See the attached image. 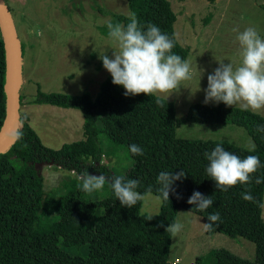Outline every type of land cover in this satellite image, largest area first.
<instances>
[{
    "label": "trees",
    "instance_id": "16d2710c",
    "mask_svg": "<svg viewBox=\"0 0 264 264\" xmlns=\"http://www.w3.org/2000/svg\"><path fill=\"white\" fill-rule=\"evenodd\" d=\"M126 1L142 28L148 24L159 27L173 38L172 52L187 60L190 49L176 38L177 15L169 0ZM114 17L117 23L126 25L130 16ZM7 75V50L0 24V131L8 113ZM124 91L112 83V77L102 83L95 99L90 94L44 93L38 88L33 103L83 112L84 139L59 150L51 149L43 144L29 120L20 116L19 125L0 152V264H174L170 260L173 234L165 232V228L176 223L181 210L194 207L187 203L193 192L212 196L209 209L192 212L204 223L209 213H219L220 220L207 234L214 235L224 228L232 236L255 244L253 260L221 248L212 252L213 264H264V218L260 206L264 203V182L255 183L257 177L264 179V132L257 131L264 127V117L221 102L215 106L194 104L186 118L179 120L173 102L156 94L125 96ZM23 102L20 96V105ZM186 122L242 127L256 148L247 150L227 141L178 138L177 129ZM17 131L22 133L21 139L15 138ZM101 135L105 136L104 144L110 142L127 149L133 164L125 175L115 174L105 163ZM133 144L143 149V155L129 152ZM217 145L241 159L248 155L259 157L261 167L252 175L250 184H238L226 192L216 190L215 182L205 172L209 163L205 153ZM39 164L60 167L78 176L88 172L138 180L137 190L144 193L151 187L153 195L157 194L160 172L175 174L183 170L186 177L173 185L175 192L170 193L169 201L162 202L160 213L149 217L141 213L142 202L132 208L121 207L109 185L105 186L109 196L100 200L90 199V194L81 189L67 193L62 200L46 196ZM243 192H250L253 201L242 199ZM98 210V221L86 226ZM196 264L211 263L202 257Z\"/></svg>",
    "mask_w": 264,
    "mask_h": 264
},
{
    "label": "rangeland",
    "instance_id": "374dc122",
    "mask_svg": "<svg viewBox=\"0 0 264 264\" xmlns=\"http://www.w3.org/2000/svg\"><path fill=\"white\" fill-rule=\"evenodd\" d=\"M177 15L174 25L178 42L190 49L187 61L191 66V79L181 81L172 93H156L175 104L176 117L186 118L194 104H205L207 77L219 63L241 64L239 32L253 27L264 38V0H169ZM24 49L19 116H25L43 144L59 150L66 144L84 139L85 119L78 109L49 104H36L38 88L44 93L68 95L90 94L94 99L102 83L109 77L99 57L112 58L116 45L108 38L107 24L117 23L114 15H131L126 0H4ZM209 102L206 105L215 106ZM231 108H241L234 105ZM252 111V110H250ZM264 117V108L252 111ZM177 137L190 140L227 141L247 150L256 145L247 131L236 125H211L186 122L177 129ZM104 135L100 136L101 140ZM103 141L104 161L117 175H125L133 160L127 149ZM104 144V145H103ZM44 177L46 196L62 200L67 193L80 190L81 181L76 173L60 167L39 164ZM105 186H108L106 184ZM89 195L100 200L110 194L106 188ZM149 197L142 202L141 213L153 217L160 213L162 201ZM181 210L176 223L182 229L172 236L170 260L179 264H196L206 258L213 264L212 252L225 248L235 255L253 260L255 244L232 236L223 228L214 235L204 230L203 219ZM98 210L86 226L94 225ZM264 218V207H263ZM37 233L39 231L37 230Z\"/></svg>",
    "mask_w": 264,
    "mask_h": 264
},
{
    "label": "clouds",
    "instance_id": "9594fccd",
    "mask_svg": "<svg viewBox=\"0 0 264 264\" xmlns=\"http://www.w3.org/2000/svg\"><path fill=\"white\" fill-rule=\"evenodd\" d=\"M107 29L108 38L118 50L112 51V58L104 54L99 59L110 73L112 83L125 90V96L172 93L181 81L192 78L190 63L172 52L173 38L156 25L148 24L146 29L142 28L135 13H132L126 25L109 22ZM236 39L239 42L241 64L236 67L230 62L219 63V67L207 77L204 103L214 101L229 107L239 105L243 110H260L264 108V38L255 28L249 27L239 32ZM257 131L264 132V127H258ZM14 135L16 139L22 138L19 131ZM129 152L133 156L143 155V149L135 144L129 146ZM205 158L209 162L206 174L215 182L216 190L225 192L238 184H250L252 175L261 167L258 156L248 155L241 159L219 145L210 153H205ZM185 177L183 170L175 174L160 172L156 181L159 187L154 199L169 201L170 193L175 192L173 185ZM79 179L81 190L87 194L103 190L108 184L121 207L125 208H132L140 202L146 203L153 196L151 187L141 193L137 190L138 180H125L123 176L108 178L87 172ZM262 182V178L255 179L256 184ZM241 196L245 201H253L250 192H243ZM187 203L194 206L187 213L204 212L213 205V199L212 196L193 192ZM260 206L264 207V203ZM219 220V213H209L208 222L203 224L204 230H212ZM182 227V224L174 222L165 228V232L175 235Z\"/></svg>",
    "mask_w": 264,
    "mask_h": 264
},
{
    "label": "water",
    "instance_id": "95a60500",
    "mask_svg": "<svg viewBox=\"0 0 264 264\" xmlns=\"http://www.w3.org/2000/svg\"><path fill=\"white\" fill-rule=\"evenodd\" d=\"M0 24L7 50V86L8 113L0 131V152L8 143L15 127L19 125L20 90L22 86L23 55L22 46L17 37L11 13L4 0H0Z\"/></svg>",
    "mask_w": 264,
    "mask_h": 264
},
{
    "label": "built area",
    "instance_id": "2783aa9c",
    "mask_svg": "<svg viewBox=\"0 0 264 264\" xmlns=\"http://www.w3.org/2000/svg\"><path fill=\"white\" fill-rule=\"evenodd\" d=\"M180 263V261L178 260V261H176V262H174V264H179Z\"/></svg>",
    "mask_w": 264,
    "mask_h": 264
}]
</instances>
